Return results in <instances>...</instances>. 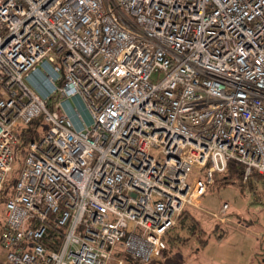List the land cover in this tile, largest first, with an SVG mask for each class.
<instances>
[{"label": "built area", "instance_id": "1", "mask_svg": "<svg viewBox=\"0 0 264 264\" xmlns=\"http://www.w3.org/2000/svg\"><path fill=\"white\" fill-rule=\"evenodd\" d=\"M39 116L0 264L157 261L215 173L264 175V0H0V196Z\"/></svg>", "mask_w": 264, "mask_h": 264}, {"label": "rangeland", "instance_id": "2", "mask_svg": "<svg viewBox=\"0 0 264 264\" xmlns=\"http://www.w3.org/2000/svg\"><path fill=\"white\" fill-rule=\"evenodd\" d=\"M37 121L41 131L48 127V122L42 116ZM21 143L22 138L19 136L12 149L14 170L23 161ZM154 153L158 158L162 157L160 153ZM202 173L193 171L189 179L198 174L203 176ZM225 175L227 172L224 175L215 173L198 203L186 206L189 210L186 215L197 219L198 228L205 230L197 233H203L206 242L200 244L197 238L187 240L184 244L178 242L173 248L178 250L174 252V258L166 256L162 264H177L176 260L180 264H264V175L253 173L244 180L242 175L228 174L230 178L223 181ZM223 203L227 204L224 209ZM3 220V205L0 201V229ZM174 228L172 226L169 230L173 231ZM3 256L4 249L0 246V258Z\"/></svg>", "mask_w": 264, "mask_h": 264}, {"label": "trees", "instance_id": "3", "mask_svg": "<svg viewBox=\"0 0 264 264\" xmlns=\"http://www.w3.org/2000/svg\"><path fill=\"white\" fill-rule=\"evenodd\" d=\"M38 124L39 123H38L37 119H34L28 124V126L22 128L18 132L19 136L22 138V143L20 145V152L25 151V146H26L28 140L35 137L36 134L38 133V129H39ZM18 169L17 170L13 169V171L11 172L9 177L7 178L5 185H4V188L2 190L1 196H0L1 203H3L5 198L11 194L12 185L14 183V180L16 179ZM226 172H227V175L222 177L223 181H226L227 179L230 178L228 174H231L232 176L242 175V165L238 162L231 161L227 165V171ZM253 173H256V172H252L251 174H253ZM188 212H189V210L185 206L183 208V210L175 216V222L172 225L175 228L173 229V231H170L169 229L172 227L171 226L167 230L166 234L164 235L165 247L162 250L161 256L162 255L166 256L168 253H170L172 250H174L173 248H175V244L178 242L183 244L185 241L190 240V239H195V238H197V240L200 242V244H204L206 242V237H202L203 233H201V234L197 233V232H199V233L203 232L205 230L203 228H202L203 230H201V228H198V225L196 223V222H198L197 219H195L193 216H187L186 214H188ZM51 230H52V228H50V231ZM44 243L50 248H55L56 245L58 244V242H57V244L54 245L56 242L51 241V234H47L45 236ZM116 254L123 258L122 264L150 263V262H143V261L139 260L138 258H135V257L131 256L129 253L124 252V251L116 252ZM153 262L154 261H151V263H153ZM112 263L116 264L115 260H111L108 264H112ZM155 263H156V261L154 262V264Z\"/></svg>", "mask_w": 264, "mask_h": 264}, {"label": "crops", "instance_id": "4", "mask_svg": "<svg viewBox=\"0 0 264 264\" xmlns=\"http://www.w3.org/2000/svg\"><path fill=\"white\" fill-rule=\"evenodd\" d=\"M184 244V243H183ZM180 247V245L178 246V248ZM198 250V249H197ZM176 251H178V250H176ZM175 250H172L170 253H168L166 256L169 258H174V252H176ZM166 256H164V255H162L157 261H156V263L155 264H162L163 262H164V259H165V257ZM169 258V259H170ZM177 261V264H180L181 262L180 261H178V260H176ZM176 263V262H175Z\"/></svg>", "mask_w": 264, "mask_h": 264}]
</instances>
